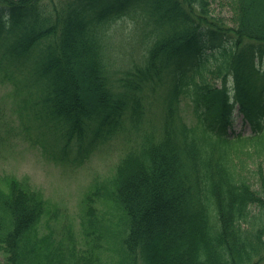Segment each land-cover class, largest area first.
<instances>
[{
  "label": "trees",
  "instance_id": "obj_1",
  "mask_svg": "<svg viewBox=\"0 0 264 264\" xmlns=\"http://www.w3.org/2000/svg\"><path fill=\"white\" fill-rule=\"evenodd\" d=\"M142 1L0 0V73L13 82L32 75L41 111L70 135L88 128L99 137L125 119L136 123L149 92L148 103L162 105V127L129 154L115 180L128 217L127 255L141 264H258L263 165L254 184L235 156H264V0H228L233 27L210 16L207 0H148L153 26L144 47L136 46L140 64L116 78L105 22ZM209 55L233 83L228 88L224 77L220 88L190 95ZM157 87L166 88L159 102L151 97ZM184 94L192 97V126L180 114ZM236 104L261 131L249 141L230 138ZM24 189L11 179L0 192V210L13 217L0 230L7 264H53L35 232L44 205ZM253 206L258 227L250 222Z\"/></svg>",
  "mask_w": 264,
  "mask_h": 264
},
{
  "label": "rangeland",
  "instance_id": "obj_2",
  "mask_svg": "<svg viewBox=\"0 0 264 264\" xmlns=\"http://www.w3.org/2000/svg\"><path fill=\"white\" fill-rule=\"evenodd\" d=\"M212 1L216 12L221 10L220 15L230 21L232 18L230 11L220 0ZM123 25L131 27L133 22L126 18L114 26ZM113 45L120 49L119 55L125 51L124 41L118 40ZM116 55L117 52L113 50L111 52L113 69L121 72L136 59L138 54H131L129 59L123 57L120 62ZM211 63L214 73H206L205 78L210 83L219 85L217 63L214 61ZM197 79L199 83L202 82L201 77ZM13 90V85L0 82V179L5 176L28 179L34 189L43 193L54 214L49 227H45L43 223L44 229L47 231L50 227L54 228L56 240L64 239L66 233L69 230L72 231L79 249H83L85 243L83 225L86 224V220L83 208L86 195L84 194L92 193L90 204L94 207L93 214L98 216L99 224L106 229V237L100 242L101 260L98 264H129V261L123 257L120 244L124 227L122 212L104 195L105 190L112 189L110 180L115 165L130 145L127 133L118 132L88 157L77 158L78 162L56 161L48 151L54 145V141L50 139V136L45 135V127L39 130L32 123V116L20 110L21 105L14 97ZM182 112L186 120L192 123L193 114L188 99L183 98ZM233 130L235 135L249 136L251 134L250 126L238 112L235 113ZM257 162L258 160L255 161ZM4 260L5 253L0 249V264Z\"/></svg>",
  "mask_w": 264,
  "mask_h": 264
}]
</instances>
